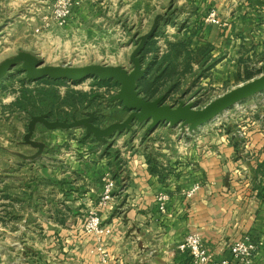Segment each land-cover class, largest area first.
Instances as JSON below:
<instances>
[{
  "label": "crops",
  "instance_id": "0c3cea01",
  "mask_svg": "<svg viewBox=\"0 0 264 264\" xmlns=\"http://www.w3.org/2000/svg\"><path fill=\"white\" fill-rule=\"evenodd\" d=\"M56 2L0 0V64L29 51L45 60L57 57L53 46L58 45L60 37L48 27ZM93 3L124 12L123 19L102 16V39L122 36L125 31L134 35L145 29L150 32L160 21L172 38L177 32L179 37H191L194 48L212 45L213 57L221 56L212 68L214 78L220 73L226 77L243 73L264 61V0H77L75 9L80 8L83 13L69 19L72 31L84 23V10L91 9ZM176 4L183 9L181 25L165 14ZM211 10L225 21L224 26L205 22V15ZM128 20L130 26L124 30L121 25ZM107 24L112 28H106ZM260 95L263 94L250 98L264 103V96ZM251 109L236 122V128L207 130L202 125L168 145H143L137 140L125 145L120 182L116 181L113 197L102 209L103 225L111 232L99 242L92 239L93 235L84 236L83 254L76 256L71 234L66 238L61 235L76 226L72 213L78 207H72L69 200L79 199L80 206L88 207L97 203L99 195L75 198V192L66 194L67 201L51 215L57 232L54 238L61 240L64 254L53 255L55 241H51L50 257H43L38 263L192 264L190 253L180 250L179 245L188 234L196 232L216 260L230 258L233 243L248 235L260 243L252 264H264V108ZM82 150H87V146L83 145ZM148 155L157 161L163 179L150 171ZM104 159L102 172L109 169ZM195 184H200L198 190L186 197L184 193ZM104 187L102 181V193ZM160 193L169 195L166 212L158 206ZM25 260L30 264L33 258Z\"/></svg>",
  "mask_w": 264,
  "mask_h": 264
},
{
  "label": "rangeland",
  "instance_id": "374dc122",
  "mask_svg": "<svg viewBox=\"0 0 264 264\" xmlns=\"http://www.w3.org/2000/svg\"><path fill=\"white\" fill-rule=\"evenodd\" d=\"M92 6L88 11L84 10L87 17L80 27L74 26L73 30L75 31H72L69 26V19L73 14L81 15L80 13H83L82 9H75L78 7L77 4L73 8L68 22L64 25H59L52 16V22L48 23V27L50 29L52 27L51 30L55 31L60 40L58 45L53 46V53L57 54V57L51 60L44 59L45 66L80 69L108 65L122 67L128 72H132L135 68L133 56L141 43L146 40L145 45L137 53L140 68L145 75L146 66L141 62L140 53L145 49L148 41L153 39L156 42L153 47L159 48L158 55L161 57L167 51L169 42L183 39V36L179 37L177 32L173 38L168 36L164 32V24L160 21L149 38L147 36L153 30L148 32V29H145L135 35L127 34L125 31L122 36L102 39V30L105 29L102 24V16L108 18L107 14H109L110 18L108 19L110 20L123 19L124 12L120 13L115 8L103 9L96 3H93ZM182 11L183 9L176 4L165 14L170 17V20L177 21L181 25ZM129 15L132 16L130 13ZM105 26L112 28L113 25ZM129 26V20L121 25L124 30L125 28L128 30ZM37 31L39 32L40 29ZM153 55V53H149L148 60L154 57ZM220 58L221 56L217 58L212 54L211 59ZM209 63L211 60L207 62V66ZM250 68L249 71L254 78L259 77L264 73V61L262 64ZM204 70L205 66L199 65L198 62L193 63V73L181 77L180 89L171 92L168 97L164 94L171 83L150 99L144 97L145 94L139 87V82L144 76L137 81L136 92L145 101H158L166 108L177 109L181 105H192L196 109H205L238 88L239 85L249 81L246 79V71L234 73L230 77L220 73L214 78L212 69L206 70L205 74ZM12 72L0 82V264H26L29 261L25 259H29V257L33 258L32 261L30 260V264H39L40 260L43 261V257H50L51 245L54 241L53 255L56 252L59 255L64 254L63 247L60 248L61 240L55 239L57 232L51 224V215L56 208H62L63 201H67L66 194L71 192L76 193L75 198L84 194L99 195L97 203H92L88 207L80 206L79 199L69 200L72 207L75 209L78 207L77 211L74 210L72 213L76 226L61 235L62 238H66V235L71 234L69 238L74 241L75 255L81 256L84 236L87 238L93 235L92 239L95 238L98 242L99 239H102V236L88 233L86 226L91 219V212L99 209L98 204L102 201L105 190L104 187L102 193V181L105 182V179L112 177L116 185L117 182H120L121 170L125 165L122 155L123 147L130 146L134 140L143 145H152L155 142H159V144L164 142L168 145L173 143L174 139L182 140L185 133H191L194 130L183 123L170 125L168 122H160L156 126L159 130L155 132L156 128L152 129L151 126L153 119L142 122L135 119L128 128L115 131L104 137L102 135L99 137L84 125L50 128L45 122L35 121V119H46L49 124H56V122H51L44 116L29 118L26 113L13 111L8 107L16 97L12 92L13 86L15 89H19V80L27 77L23 65L20 66V64ZM12 75L15 80H8ZM94 77L97 76L87 77L78 81L77 84L76 81L64 80H68L71 87L90 91L93 83L96 82ZM5 83L8 85L7 90L2 87ZM96 87L94 88L97 89ZM121 88V84L114 86L107 94L105 93L106 88H100L99 91L105 93L102 98V110L87 108L84 117L70 123L88 120L94 128L99 130L124 123L137 110L129 108L124 110L121 106H116L123 104V101L118 98L121 95ZM65 89V87L62 88L63 91ZM262 94L258 97L264 96V93ZM254 100L255 98H248L230 107L215 119L202 124L205 125L203 128L207 130L222 126L226 129L236 128V122L244 113L249 112V107H252V111H261L264 108L263 102H259L257 99L254 102ZM96 117L97 123L94 122ZM202 125L198 128H201ZM83 145L87 146V150H82ZM156 154L158 155L160 152L156 151ZM102 158H105L109 167L105 172H102L104 169L102 168L104 163ZM60 195L65 198H60ZM57 197L61 200L56 201ZM80 207L83 208L79 211ZM98 213L102 221V209ZM92 239L91 241H93ZM25 243H28V247L21 248Z\"/></svg>",
  "mask_w": 264,
  "mask_h": 264
},
{
  "label": "trees",
  "instance_id": "16d2710c",
  "mask_svg": "<svg viewBox=\"0 0 264 264\" xmlns=\"http://www.w3.org/2000/svg\"><path fill=\"white\" fill-rule=\"evenodd\" d=\"M190 38L183 37L178 41L169 42L167 51L161 57L158 55L159 48L153 47L156 42L153 39L147 42L145 49L140 53L141 62L146 66V74L139 82V87L145 94L144 97L150 99L160 93L169 83L171 84L164 94L166 97L171 92L178 91L182 83L181 77L193 73V63L195 62L205 66L204 74L206 70L214 68L218 63L219 59H211L212 45L206 44L194 48ZM149 53L154 54L150 60H148ZM210 60L211 63L207 66V62ZM246 77L248 80L254 78L249 70H246ZM94 79L96 82L93 83L91 90L83 91L71 87L68 80L64 79L43 77L33 80L25 77L19 80V89H15L13 86L12 92L16 97L8 107L13 111L26 113L29 118L44 116L51 122L70 123L84 117L87 108L102 110V98H104L105 93L107 94L110 88L121 84L114 78L94 77ZM8 80H15V77L12 75ZM75 83L79 82L76 81ZM2 87L7 90L8 85L5 83ZM63 87L66 88L64 91L62 90ZM103 87L106 88L105 93L99 91ZM116 106L128 110L124 104ZM96 119L97 117L94 120L95 123H97ZM147 160L150 164V171L158 173L159 177L163 179V173L159 170L157 161L151 159L150 155H148ZM60 222L64 223V219H60Z\"/></svg>",
  "mask_w": 264,
  "mask_h": 264
},
{
  "label": "water",
  "instance_id": "95a60500",
  "mask_svg": "<svg viewBox=\"0 0 264 264\" xmlns=\"http://www.w3.org/2000/svg\"><path fill=\"white\" fill-rule=\"evenodd\" d=\"M153 32L147 38L151 37ZM144 40L133 56L135 68L132 72H128L122 67L104 65L102 67L93 66L88 68H66L61 66H45L44 59L39 54L34 52H23L17 56L11 57L0 64V82L5 77L13 73L12 71L18 64H24L23 70L27 73L30 79H40L43 77H51L55 79H68L71 81H80L90 76L100 78H114L121 83V95L118 98L123 101V104L130 110H137L124 123L115 124L107 129L99 130L94 128L88 120L75 121L74 123L56 124L47 123L46 119L36 118L35 121L45 122L50 128L58 127H75L84 125L89 131H94L99 137L102 135L109 136L115 131H120L128 128L135 120L147 121L153 119L152 129H155L160 122H168L170 125L183 123L192 130H196L198 126L215 119L219 114L226 111L244 100L264 92V73L259 77L252 78L248 82L239 85L238 88L224 95L209 107L205 109H196L194 106L181 105L177 109L163 107L160 102H148L140 98L136 92L137 81L144 76V72L140 68V61L137 53L145 45ZM264 72V69H263Z\"/></svg>",
  "mask_w": 264,
  "mask_h": 264
},
{
  "label": "built area",
  "instance_id": "2783aa9c",
  "mask_svg": "<svg viewBox=\"0 0 264 264\" xmlns=\"http://www.w3.org/2000/svg\"><path fill=\"white\" fill-rule=\"evenodd\" d=\"M76 4L77 0H57L53 8V18L55 21L59 25L67 23ZM204 19L205 22L213 25H225V21L218 16L215 10L209 11ZM115 187L116 184L112 177L105 179V190L102 195V201L98 204L99 209L91 212V219L86 226L88 233H94L103 237L111 232L110 228L103 225V220L101 221L98 212L104 209L112 199ZM199 187L200 184H195L191 189L187 190L184 195L189 198L192 197ZM168 200L169 195L167 193H160L157 196L158 206L162 212H166ZM259 247L260 243L247 235L237 239L233 243L230 249V258L216 260L214 255L205 248L199 233L194 232L188 234L179 245L180 250L190 253L192 264H252Z\"/></svg>",
  "mask_w": 264,
  "mask_h": 264
}]
</instances>
